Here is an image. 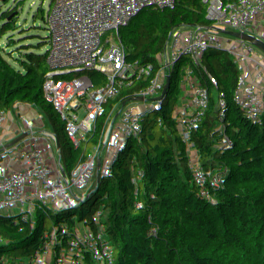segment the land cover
<instances>
[{"label": "built area", "instance_id": "2783aa9c", "mask_svg": "<svg viewBox=\"0 0 264 264\" xmlns=\"http://www.w3.org/2000/svg\"><path fill=\"white\" fill-rule=\"evenodd\" d=\"M144 1L118 0L117 11L106 9L115 17L109 19L88 14L81 0L75 4L65 0L62 5L72 8L71 13L28 32L10 28L0 9V89L27 87L40 80L49 91L34 121L17 128L4 150L8 169L3 232L24 256V264H55L60 253H64L63 264H103L108 251L120 256L126 230L119 232L142 192L154 202L144 206L139 218L141 238L131 251L137 264H158L168 242V227L154 204L165 207L160 195L169 185L186 186L193 192L199 207L193 235L209 256L219 258L222 248L260 231L234 224L220 227L219 208L206 216L209 196L216 206L223 202L220 186L209 177L162 161L141 159L132 164L124 186L117 190V203L86 195L81 163L104 144L133 143L156 128L166 139L172 161L213 170V162L226 153L233 161L248 164L251 186L260 176L256 157L264 149V28L254 23L250 41L225 57L214 45L217 37L238 30L254 0H218L211 8L210 0H147L161 5L162 16L157 19L148 17ZM51 10L55 9L41 14ZM205 10L214 13L213 21L182 40L123 23L124 19L152 21L184 30L195 27ZM78 27L88 29L84 36L90 41L88 51L47 45L32 37H45L54 29L71 34ZM122 65L123 71L113 69ZM15 101L0 100V118L13 113ZM205 103L224 106L221 126L183 136L167 125L170 119L187 116L190 104ZM28 113L26 107L22 116ZM46 206L64 209L65 218L54 223ZM254 208H264V202ZM167 213L176 220L171 210ZM96 216L104 221L94 228L93 236H85L84 241L75 236L67 242L82 223ZM182 231L178 237L181 255L185 251ZM1 257L0 249V264H8Z\"/></svg>", "mask_w": 264, "mask_h": 264}, {"label": "trees", "instance_id": "16d2710c", "mask_svg": "<svg viewBox=\"0 0 264 264\" xmlns=\"http://www.w3.org/2000/svg\"><path fill=\"white\" fill-rule=\"evenodd\" d=\"M84 1L92 8L100 7L112 11L118 8L95 3L94 0ZM130 1L126 0V3ZM3 2L14 21L26 22L37 17L31 15L19 0H3ZM77 2L79 0H76ZM143 3L145 4L143 10L146 13L148 10H154L152 2L146 0ZM256 22L257 27L262 30L264 28V12ZM251 35L248 37V41H250ZM48 94L49 91L40 80H36L27 87L9 86L0 89V100L16 99L12 104L14 108L11 114L12 135L17 128L29 125L34 121L40 101L45 99ZM26 107H28L29 113L23 117V110ZM224 112L225 108L220 103H205L201 106L190 104L187 116L170 119L167 121V125L186 136L195 129L210 130L221 126ZM5 147L6 145L0 143V152L3 156ZM141 159L165 163L173 160V157L166 152V139L161 135L159 128L140 134L133 143L104 144L93 152L86 162L81 163L79 172L86 185V195L112 198L117 203V190L124 186L132 164ZM256 160L260 167V176L250 187L247 195L243 196L251 207H256V204L264 202V149L256 157ZM5 175L0 177V183L6 179ZM160 197L165 203V207L157 202L154 204V208L159 218L167 224L168 242L158 264H178L180 259H184L185 264H264V222L259 232L246 236L241 243L222 248L219 258H213L204 252L193 235L199 210L193 192L186 186L169 185L163 189ZM153 202L150 194L144 192L136 198L130 206L131 219L123 235L121 255L117 256L114 252L108 251L104 255L103 264H137L131 248L133 243L141 238L139 218L144 206L147 203L153 204ZM6 206V187L4 186L0 187V249L9 264H24V256L3 232L2 218ZM45 209L54 223L63 220L66 216V211L60 207L46 206ZM167 209L176 215V220L170 218ZM103 221V217L96 216L93 220L82 223L78 232L71 236L67 242L74 239L75 236L81 238L88 236ZM179 229L183 230L182 234L185 237V251L182 255L179 251ZM63 258L64 253L58 254L55 264H63Z\"/></svg>", "mask_w": 264, "mask_h": 264}, {"label": "crops", "instance_id": "0c3cea01", "mask_svg": "<svg viewBox=\"0 0 264 264\" xmlns=\"http://www.w3.org/2000/svg\"><path fill=\"white\" fill-rule=\"evenodd\" d=\"M19 2L24 6V8L31 14L33 12H37L40 10L46 11V9H56L60 7L65 0H19ZM95 2V1H94ZM76 1H74V4ZM100 3V2H99ZM101 3L106 4L107 6L119 7L118 0H104ZM262 4V12H257V7ZM160 4L153 3L152 7L154 10H148L147 15L149 18H160L162 16V12L160 9ZM264 0H254L248 4V10L246 15L241 20V24H245V28H243L244 37L243 40L237 41L234 44L229 41V34L220 36L216 38L214 45L218 48L219 55L221 57H225L228 53H234L241 50V47L248 42V37L250 36V27L255 26L256 21L260 18L264 12ZM115 9V11H117ZM41 11V12H43ZM38 13V12H37ZM33 16H37L33 18L40 17L42 14L38 13ZM253 19V20H252ZM31 20V21H33ZM30 22V21H29ZM27 22H17L20 27H26L29 23ZM240 28V25H239ZM238 28L237 32L240 31ZM87 28L78 27L73 33H68L62 31L60 29L52 30L47 36L41 37L36 34H32V37L36 38L43 44L47 45H58L62 48H67L69 46H75L82 50H90L91 45L88 38L86 36ZM236 33V32H235ZM249 33V34H248ZM72 34L75 35V39L72 38ZM87 39V40H85ZM75 59V58H73ZM105 67V64L103 65ZM213 170L222 172V174L240 191L242 194L240 197H235L230 195L225 189L219 187L218 194L223 201L218 206H216L215 201L210 196L208 197V210L206 211V216L211 217L213 213L219 208L220 214L217 215V224L222 226L227 225H237L242 230H257L262 227V223L264 220H261L257 216H255L252 212L247 210L246 206L241 203L243 202L244 195H247L250 186H251V171L248 164L245 163L244 160L233 161L228 154L222 153L211 165ZM224 170V171H222ZM238 201H241L238 203ZM241 204V205H239ZM264 218V213L257 211ZM141 231V230H140Z\"/></svg>", "mask_w": 264, "mask_h": 264}, {"label": "water", "instance_id": "95a60500", "mask_svg": "<svg viewBox=\"0 0 264 264\" xmlns=\"http://www.w3.org/2000/svg\"><path fill=\"white\" fill-rule=\"evenodd\" d=\"M76 0H71V2H74ZM81 6L87 11L88 14L90 15H96V14H102L106 16L109 19H115L112 14H110L106 9L96 7L92 8L87 5V3L84 0H81ZM0 9L5 17V21L7 25L17 31H23V32H28L30 30H33L53 19L60 18L66 14L71 13L72 8L66 7L64 5L60 6L59 8L55 10H51L40 17L36 18L33 21H30L26 27H20L16 24V21L13 20L11 17L6 5L4 4L3 0H0ZM214 13L209 10H205L202 12L200 19L197 23V25L193 28H188L184 30H177V29H171L165 26H162L156 22L152 21H141V20H132V19H124L123 23L132 25V26H138L144 29L152 30L154 32H157L161 35L170 37L172 39H177V40H182L186 39L189 37H192L202 31L205 27L208 26L210 22L213 21L214 19ZM169 164L173 167L179 168L183 171H188L192 173H197L206 177H209L211 180H213L218 186L221 188L225 189L230 195L235 196V197H240L241 193L240 191L224 176L221 175L213 170L206 169V168H199L195 166H189V165H184L180 164L175 161L169 162ZM243 203V202H242ZM246 206L247 210L252 212L255 216L260 218L261 220H264L263 216H261L257 210L254 207H251L250 205H247L244 203ZM130 212H127V216L125 218L122 230L119 232V234H122L126 229L128 224L130 223ZM94 233L89 234L88 236H93ZM86 237H83V241L85 240Z\"/></svg>", "mask_w": 264, "mask_h": 264}, {"label": "rangeland", "instance_id": "374dc122", "mask_svg": "<svg viewBox=\"0 0 264 264\" xmlns=\"http://www.w3.org/2000/svg\"><path fill=\"white\" fill-rule=\"evenodd\" d=\"M215 2H218V0H210L209 1V7L211 8V6L215 3ZM162 3V2H161ZM164 6L165 4L162 3ZM215 5V4H214ZM118 7V6H117ZM257 7V12H262V4L259 5V6H256ZM119 8V7H118ZM264 8V7H263ZM41 11L43 10H40V11H37L38 13H41ZM37 12H33L31 15H36ZM75 15H71V18H73ZM33 20V18H31L29 21ZM253 20V19H252ZM28 21V22H29ZM27 22V21H26ZM22 23V22H21ZM243 28H245V24L244 23H240V31H236V33H231L229 35V41L232 42V44H234L235 42L237 41H241L243 40V37H244V33H243ZM249 34V33H248ZM126 39H123V42H125ZM106 69L108 68H111L112 69V66L111 65H105ZM115 71H123V65L122 66H119V67H114L113 68ZM11 135H12V117H11V114H8L6 115L4 118H0V143H3L4 145H7L10 138H11ZM180 164H184V165H190L188 162H185V161H182V162H179ZM7 164H6V161H5V157L1 154L0 152V177L4 176L7 172ZM6 176V175H5ZM6 184V179H3V181H1L0 183V187H4ZM241 202V201H238V203ZM247 204V201L244 199L243 200V204ZM241 205V204H239ZM242 206V205H241ZM257 211H260V212H263L264 213V208H258ZM40 252H43V248L40 249ZM4 256V254H3ZM4 260L5 259V262L8 263L7 259L3 257H1V260ZM9 264V263H8Z\"/></svg>", "mask_w": 264, "mask_h": 264}, {"label": "bare ground", "instance_id": "6f19581e", "mask_svg": "<svg viewBox=\"0 0 264 264\" xmlns=\"http://www.w3.org/2000/svg\"><path fill=\"white\" fill-rule=\"evenodd\" d=\"M229 27L232 28L233 27V24H230Z\"/></svg>", "mask_w": 264, "mask_h": 264}]
</instances>
